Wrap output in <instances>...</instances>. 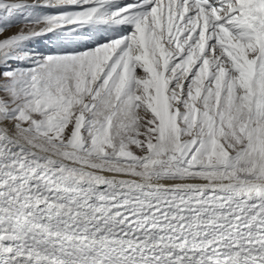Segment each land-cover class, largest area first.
Masks as SVG:
<instances>
[{
  "label": "snow or ice",
  "instance_id": "obj_1",
  "mask_svg": "<svg viewBox=\"0 0 264 264\" xmlns=\"http://www.w3.org/2000/svg\"><path fill=\"white\" fill-rule=\"evenodd\" d=\"M0 264H264V0H0Z\"/></svg>",
  "mask_w": 264,
  "mask_h": 264
},
{
  "label": "rangeland",
  "instance_id": "obj_2",
  "mask_svg": "<svg viewBox=\"0 0 264 264\" xmlns=\"http://www.w3.org/2000/svg\"><path fill=\"white\" fill-rule=\"evenodd\" d=\"M13 31H14V29H13Z\"/></svg>",
  "mask_w": 264,
  "mask_h": 264
}]
</instances>
